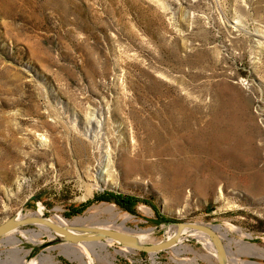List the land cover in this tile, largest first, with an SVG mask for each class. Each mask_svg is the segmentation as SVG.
<instances>
[{
	"label": "rangeland",
	"instance_id": "374dc122",
	"mask_svg": "<svg viewBox=\"0 0 264 264\" xmlns=\"http://www.w3.org/2000/svg\"><path fill=\"white\" fill-rule=\"evenodd\" d=\"M33 197L147 244L217 226L229 264H264V0H0V225ZM44 229L0 264H218L199 232L152 256Z\"/></svg>",
	"mask_w": 264,
	"mask_h": 264
},
{
	"label": "water",
	"instance_id": "95a60500",
	"mask_svg": "<svg viewBox=\"0 0 264 264\" xmlns=\"http://www.w3.org/2000/svg\"><path fill=\"white\" fill-rule=\"evenodd\" d=\"M37 204V214L23 216L22 211L0 225V242L25 227L37 226L45 228L52 235L53 240L44 245H71L95 244L112 241L130 251L156 255L169 249H174L180 244L185 230L199 232L206 235L212 242L218 264H229V252L225 240L219 234L217 226H207L197 223L167 222L164 238L154 244L141 243L133 234L120 232L106 226H63L47 217L43 212L42 203L33 197ZM29 202V201H28ZM27 202V203H28ZM172 228H176L173 236H169ZM44 229V230H45Z\"/></svg>",
	"mask_w": 264,
	"mask_h": 264
},
{
	"label": "bare ground",
	"instance_id": "6f19581e",
	"mask_svg": "<svg viewBox=\"0 0 264 264\" xmlns=\"http://www.w3.org/2000/svg\"><path fill=\"white\" fill-rule=\"evenodd\" d=\"M105 209V208H104ZM107 210L108 211H110L111 213H113V215L114 216H117V213L115 212V209H114V207H108L107 208ZM100 212H102L101 211V209H98V211L96 212V213H94V214H92V215H87V216H84V217H81V218H77L76 220H74V221H72V222H68L67 220H63V219H58V220H55V221H57L58 222V224L60 223L61 225H63V226H84V224L85 223H87L90 219H92V218H94L95 216H96V214L97 213H100ZM116 220V219H115ZM128 221V218L127 219H125L122 223H121V226L122 227H120V228H125L124 226H125V224H126V222ZM56 222V223H57ZM113 228H115V230H116V228H119V227H114V226H112ZM119 228V229H120ZM111 229V228H110ZM176 229H173V230H171L172 232L173 231H175ZM131 231V230H130ZM188 230H185L184 232H183V234H182V237H181V240H180V243H181V241L183 240V238H184V236H185V234H186V232H187ZM121 232V231H120ZM125 232V231H124ZM134 232V231H133ZM148 232H149V230H148ZM29 233H31L32 235H34L35 234V232L33 231H31V232H29ZM144 233H146V232H139L138 234H136L135 233V235L139 238V240L141 241V243H145V240H146V235L144 234ZM39 235V234H38ZM174 235V234H173ZM173 235H169L168 237H171V236H173ZM35 236V235H34ZM201 238H204L203 236H200ZM14 238V237H13ZM31 239V238H30ZM199 240H203V239H199ZM206 241V246H207V248L208 249H210V246H211V244H210V242L206 239L205 240ZM13 242H15L16 244H18V243H21V241H20V239H18V238H14V241ZM112 242V241H111ZM99 243H101V242H99ZM87 244H84V245H81V246H86ZM94 245V244H93ZM106 244H102V248L103 249H106L107 247L105 246ZM88 246V245H87ZM96 247V246H95ZM90 248V247H89ZM86 248L85 247H82V249H81V251L79 252V254L80 255H76L75 257H79L80 258V256H82V258H83V255L85 256V253H86ZM212 252H213V250L212 249H210ZM22 252V249H20V248H15V249H13V254L12 255H16V257H13L14 258V264L15 263H18L19 262V260L17 259V255L19 256L20 255V253ZM214 254H215V252H214ZM75 255V254H74ZM89 255V254H88ZM71 256V255H70ZM216 256V255H215ZM78 259V258H77ZM81 259V258H80ZM83 260V259H82ZM80 261V260H79ZM20 263H21V261H20ZM90 264H94L93 263V261H90L89 262ZM88 263V264H89ZM234 263L235 264H257V263H251V262H245V261H243V260H238V259H236V260H234ZM10 264V263H9ZM33 264H34V262H33Z\"/></svg>",
	"mask_w": 264,
	"mask_h": 264
}]
</instances>
